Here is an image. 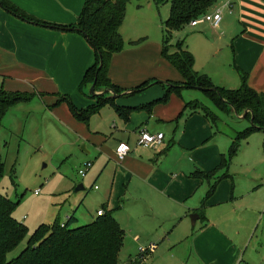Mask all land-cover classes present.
Here are the masks:
<instances>
[{"label":"crops","instance_id":"1","mask_svg":"<svg viewBox=\"0 0 264 264\" xmlns=\"http://www.w3.org/2000/svg\"><path fill=\"white\" fill-rule=\"evenodd\" d=\"M8 1L39 20L63 24L75 21L84 2ZM152 1L154 0H146L145 5L127 4L119 25L124 46L110 56L106 71L110 81L121 87L114 98L117 105L135 106L149 102L164 93L163 86L157 81L181 80V75L174 66L161 55L162 25L157 15L158 4L154 5ZM229 3L230 10L226 9L224 3L221 5L224 8L221 7V18L215 27L207 23L195 26L186 24L193 28L191 33H196L202 39L200 41L206 58L203 66H199L192 38L188 39V45L185 41L188 35L178 40L182 39L187 48L190 47L194 70H198V73L206 72L215 85L237 87L240 82L239 69L247 72L246 81L250 87L257 92L264 91V0H230ZM214 7L216 6L213 5L209 10ZM227 15L233 18L232 21L235 20L231 26L221 24ZM134 22H139L140 31L128 32L125 37L122 28L125 29ZM198 25L201 28L197 29ZM137 38L143 39L130 44ZM93 56L92 47L79 31L54 29L23 20L0 6V87L3 89L32 91L33 96L37 94L42 103L44 94L50 89L64 90L72 96L83 72L93 63ZM202 67L208 68L204 70ZM216 74H220V80L215 79ZM150 78L154 80L150 85L129 94L128 90ZM198 90L200 89L182 88L180 97L172 93L165 103L153 104L150 112L135 109L126 120L116 115L117 123L112 121V129L105 128L97 131L98 134H88L92 139L97 138V164H102V171L96 176L105 184L104 195L123 196L128 193L135 201L133 216H147L143 220L149 227L148 231L140 225L136 230L143 236L156 235L158 245L149 253L150 256L155 254L152 261L163 262L170 259L163 264H184L183 260L188 261L190 258L196 262L194 264H247L240 262L242 258L239 259L238 253L248 234L254 235L258 248H264V165L259 171L241 174L246 180L247 197L244 206L235 200L237 196H234V187L229 194L226 190L221 194L222 186L217 184L212 193L206 195L212 179H198L191 177L189 173L199 168H214L220 154L225 153L220 152L221 149L206 147L207 137L197 129L201 112H189L187 108H183V101L186 100L195 99L202 103ZM43 104L46 107L50 102L46 100ZM76 106L82 107L83 104ZM183 115L185 117L181 119ZM203 117H200L201 122L208 123V119ZM240 118L237 123L243 121L244 124L233 130L234 134L249 124L248 119ZM182 120L184 121L180 125ZM1 121L2 118L0 125ZM72 126L77 125L74 123ZM139 127H145L151 132L161 131L164 136L161 144L155 148L136 145V131ZM180 128L182 133L177 135ZM253 132L262 133L261 130ZM187 133L191 135L190 138L189 135L183 136ZM262 135L260 140L262 138L261 146L264 151V133ZM121 141L128 144L129 150L118 161L114 147ZM198 146L202 152L207 150L209 153L198 157ZM107 169H111L109 180L105 175ZM217 173L221 175L224 170L220 169ZM225 179L221 181L226 182ZM78 189H83V185ZM151 198L157 204L154 207L146 204V199ZM227 205L235 213L237 223H228L227 219L217 214L216 211L226 209ZM76 208L68 212L65 219L71 213L75 216ZM97 209L109 210L107 202L97 207L95 214ZM190 212L198 214L194 223L189 222ZM197 221H200L199 229L194 228ZM76 222L77 218L73 226H77ZM119 226L124 230V236L132 232L129 227L123 229ZM133 236L135 238L136 234Z\"/></svg>","mask_w":264,"mask_h":264},{"label":"rangeland","instance_id":"2","mask_svg":"<svg viewBox=\"0 0 264 264\" xmlns=\"http://www.w3.org/2000/svg\"><path fill=\"white\" fill-rule=\"evenodd\" d=\"M145 1L130 0L127 4L145 5ZM227 1L230 0H216L213 5L223 9L224 7L221 5ZM152 2L156 5L155 1ZM156 7L157 15L160 17L163 27V22L169 14V1L160 2ZM225 7L227 10L231 9L228 6ZM226 9L224 11L229 14ZM232 17L225 16L221 24L231 26L235 21H232ZM196 28L201 27L198 25ZM122 29L126 37L128 32L140 31V24L139 22H134ZM192 29L188 25H184L179 32H174L175 34H172V38L168 42L169 48H175L176 40L188 35L187 38L185 37V41L187 43L188 39L192 38L199 66H203L206 59L205 49L200 41L202 39L196 33H191ZM216 31H219V29H216ZM204 47H206V44ZM211 65L208 67H211ZM208 67H202V69L206 70ZM196 71L198 72V70ZM199 73L206 72L199 71ZM215 79L220 80V74H216ZM223 81L225 83L226 79ZM88 87L89 84L76 88L72 96L64 90L50 89L43 97L44 102L46 100L50 102L49 106L45 107L44 102L42 103V100L36 94L27 99V101L19 102L8 108L3 114L0 125V153L4 159V166L0 176V192L11 201L16 202L12 217L23 222L27 228V235L6 253V259L15 257L23 249L31 231L37 225L50 223L55 218L61 222L65 219V215L75 207H77L75 216L78 224L92 222L96 217L95 209L100 207L103 202H107L111 214L123 229L124 227H129L132 230V232H128L124 236L123 246L119 250L118 261L120 264H128L130 262L129 259L137 257L140 247L148 246L150 243L157 244L158 242L156 235L143 236L136 230L137 226L140 225L145 231H148L149 227L143 220L147 216L142 214L133 216L134 210L132 208L135 205V201L130 198L131 196L128 193L123 196L104 195L106 191L105 184L101 183V179L96 176L99 171H102V164L99 166L97 164L99 157L96 148L98 145L96 143L97 138L93 137L92 139L88 134H98L97 131L105 128L108 130L112 129V121L116 122L117 120L115 110L111 105H104L98 111L92 113L86 123L76 122L68 108L67 102L61 99V96L67 95L71 104L74 102L76 105L89 106V104L94 103V99L89 95ZM96 90L101 91L102 89ZM198 92L199 100L210 107L216 115V120L215 123L208 120V123L203 124L200 120L203 115L199 112L201 116H198L197 129L207 137L205 140L206 147H210L213 150L221 149L220 152L225 153L228 157V149L235 136L232 132L239 125H243L244 122L237 123L238 120H241L239 114L237 115L233 111L223 112L211 104L201 90H198ZM105 93L115 94L110 89ZM184 117L185 115L181 119H184ZM183 121H180V125ZM71 122H74L77 126L73 127L72 124L74 123ZM179 133H182L181 128L176 132L177 135ZM262 134L261 132H251L238 142L235 148L236 151L229 159L227 169L229 175L222 176L216 183V185L222 186L221 194L225 190L229 194L232 187H234V196H237L235 200L241 206L245 205L247 197L245 191L246 180L241 174L251 173L253 170L259 171L264 165V151L261 146ZM186 135L189 134L187 133L183 136ZM188 137L190 138L191 135ZM260 137H262L261 140ZM197 149L200 151L197 154L198 157L201 154L204 156L209 153L207 150L202 152L200 146ZM86 162L90 166L83 175H80L78 169L82 168ZM110 173L111 169H107L105 173L107 180L110 179ZM224 178H226V182L221 181ZM79 183L83 185V189H76ZM90 186H92L91 189ZM84 194L85 196L83 197ZM81 199L83 200L82 202ZM147 203L153 207L157 205L153 198L146 199ZM216 206L219 205L216 204ZM219 210L216 211L217 214L222 216L223 219H227L228 223H237L235 213L230 211L229 205H227L226 209L221 208ZM137 211L139 212V210ZM189 222L191 223L190 218ZM199 224L200 221H197L194 228L199 229ZM134 234H136L135 238ZM254 239V235L248 234L242 241L243 244L238 253L239 259L242 258L241 263L264 264V248H258L259 245ZM158 247L163 248L164 246ZM154 255L144 254L142 264H163L170 260L165 259L163 262L159 260L152 261ZM188 261L187 259L186 261L183 260L184 264H190V262L194 264L195 262L190 258H188Z\"/></svg>","mask_w":264,"mask_h":264},{"label":"trees","instance_id":"3","mask_svg":"<svg viewBox=\"0 0 264 264\" xmlns=\"http://www.w3.org/2000/svg\"><path fill=\"white\" fill-rule=\"evenodd\" d=\"M130 0H84L74 22L63 24L38 19L21 10L13 2L0 0V6L7 12L38 24H44L54 29L79 31L93 50V63L88 65L82 74L78 85L90 84L94 79V88L110 89L115 94L121 90L120 86L112 83L107 76L109 58L123 48V39L118 30L124 18L126 4ZM156 4L166 0H154ZM169 1L168 16L163 22L161 55L167 59L181 75V80L157 81L163 86L164 93L151 101L135 106L117 105L114 97L107 93H93L94 103L85 107H77L69 101L67 95L61 96L68 104L70 112L78 121L87 122L89 116L98 111L104 104L111 105L116 115L123 120L128 118L131 111L143 109L151 111L155 103H165L170 94L181 96L182 88L200 89L223 112L233 111L249 120V124L235 133L232 139L228 157L220 154L214 168L195 169L189 173L191 177L202 180L212 179L206 195L212 193L216 183L222 176L228 175L226 169L230 156L236 151L238 142L253 131L264 133V91H256L247 84V72H239L240 82L235 88H224L211 82L205 73L194 70V58L182 39L176 40L175 48L170 49L169 40L172 33L178 31L195 16L209 11L216 0H167ZM138 38L130 44L139 42ZM154 80L150 78L131 88L129 94L150 85ZM32 91L5 90L0 87V120L9 107L18 102H25L33 96ZM183 108L189 112H201L210 122L215 123L216 115L205 104L191 99L183 101ZM251 120V121H250ZM4 166V159L0 153V176ZM220 169L224 173H217ZM16 202L11 201L0 192V264H120L118 253L122 247L124 230L121 229L110 210H103L96 214L92 222L77 224L73 213L62 222L57 218L50 223L37 225L27 238L26 244L15 257L6 259L5 255L27 235V228L20 220L12 217ZM143 261L134 260L131 264H142Z\"/></svg>","mask_w":264,"mask_h":264},{"label":"built area","instance_id":"4","mask_svg":"<svg viewBox=\"0 0 264 264\" xmlns=\"http://www.w3.org/2000/svg\"><path fill=\"white\" fill-rule=\"evenodd\" d=\"M226 6L230 7L229 1L225 2ZM224 4V5H225ZM221 7H214L213 9L201 13L195 16L193 19L188 21L189 26H195L198 23H207L208 25L215 27L220 18H221ZM164 136L161 131H149L145 127H139L136 131V145H141L145 147L155 148L159 144H161ZM129 150V146L125 141L118 142L114 147V153L118 161H121L122 158L127 154ZM90 166L88 162H86L82 168L78 169V173L83 175L87 168ZM102 209H97L96 214L102 213ZM156 244L150 243L148 246L140 247L138 250L137 257L133 259H129V264H131L134 260L143 261L144 254H149L155 250Z\"/></svg>","mask_w":264,"mask_h":264},{"label":"water","instance_id":"5","mask_svg":"<svg viewBox=\"0 0 264 264\" xmlns=\"http://www.w3.org/2000/svg\"><path fill=\"white\" fill-rule=\"evenodd\" d=\"M94 83H95V79L89 84V87H88V92L91 93V94H93V93H97V92H95V91L93 90V88H94ZM108 90H109V89L104 88V89H102L99 93H104V92H107ZM111 96H113V97L115 98V97H116V94H111ZM240 116H242V115H240ZM250 121H251V120H250ZM78 188H82V185L77 184L76 189H78ZM189 217H190V221H191V223H194L195 219L198 217V214H197L196 212H190Z\"/></svg>","mask_w":264,"mask_h":264}]
</instances>
